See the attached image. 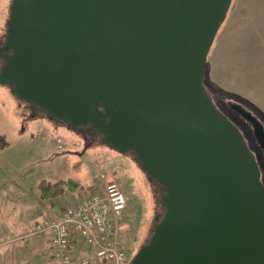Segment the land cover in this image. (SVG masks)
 Segmentation results:
<instances>
[{
    "label": "water",
    "instance_id": "95a60500",
    "mask_svg": "<svg viewBox=\"0 0 264 264\" xmlns=\"http://www.w3.org/2000/svg\"><path fill=\"white\" fill-rule=\"evenodd\" d=\"M230 1L11 0L0 82L131 151L162 190L130 264H264L259 171L201 86Z\"/></svg>",
    "mask_w": 264,
    "mask_h": 264
},
{
    "label": "rangeland",
    "instance_id": "374dc122",
    "mask_svg": "<svg viewBox=\"0 0 264 264\" xmlns=\"http://www.w3.org/2000/svg\"><path fill=\"white\" fill-rule=\"evenodd\" d=\"M10 4L11 0H0V46L5 40ZM207 61L206 57L205 86L216 107L240 134L264 187V153L253 135L251 124L228 105L249 112L263 130L264 113L241 97L223 93L219 82L218 85L212 83ZM3 62L0 55V68ZM31 105L37 107L19 98L11 92V87L0 82V229L11 230L8 238L16 236L18 230L21 233L18 241H21L28 238L24 237L25 233L36 223L54 217L42 216V207L48 202L39 198L37 184L41 180H64L76 185L74 193L65 192L70 194L71 200H65L67 204L60 211L77 202H72V193L84 194L85 198L102 191L106 182L114 181L126 200L116 231L130 263L162 216L161 188L147 177L131 151H116L93 130L85 128L82 131L71 127L68 122L50 120L40 107L37 111ZM92 255L93 250L88 248L80 256Z\"/></svg>",
    "mask_w": 264,
    "mask_h": 264
},
{
    "label": "crops",
    "instance_id": "0c3cea01",
    "mask_svg": "<svg viewBox=\"0 0 264 264\" xmlns=\"http://www.w3.org/2000/svg\"><path fill=\"white\" fill-rule=\"evenodd\" d=\"M207 60L212 83L218 85L219 82L223 93L241 97L264 113V0H232ZM73 193L72 202L84 198V194L78 196ZM68 195L64 193L40 206L43 208L42 216L59 215L61 207L67 204L65 200H71ZM16 232V236L8 238L11 230L0 229V264H53L48 235L18 241L21 233ZM8 244L11 245L6 248ZM88 248L76 243L72 252L74 256L81 257Z\"/></svg>",
    "mask_w": 264,
    "mask_h": 264
},
{
    "label": "built area",
    "instance_id": "2783aa9c",
    "mask_svg": "<svg viewBox=\"0 0 264 264\" xmlns=\"http://www.w3.org/2000/svg\"><path fill=\"white\" fill-rule=\"evenodd\" d=\"M125 205L120 186L108 181L102 191L36 223L24 237L48 235L53 264H129L116 231ZM76 243L91 248L92 257L76 258L72 252Z\"/></svg>",
    "mask_w": 264,
    "mask_h": 264
},
{
    "label": "trees",
    "instance_id": "16d2710c",
    "mask_svg": "<svg viewBox=\"0 0 264 264\" xmlns=\"http://www.w3.org/2000/svg\"><path fill=\"white\" fill-rule=\"evenodd\" d=\"M231 2L232 1H230L228 10L230 9V7L232 5ZM228 10H227V12H228ZM5 32H6V28H5ZM205 68H206V64H205ZM201 86L203 88L204 93L210 99L212 105L220 112V110L214 104L213 99L211 97V94L209 93L207 87L205 86L204 77L202 78ZM75 189H76V185L75 184H73V183H71L69 181H64V180H57L55 182H50V181H47V180H41L37 184V190H38L39 198L41 200H44V201L54 200V199L60 197L66 191L74 192Z\"/></svg>",
    "mask_w": 264,
    "mask_h": 264
},
{
    "label": "flooded vegetation",
    "instance_id": "af4514ba",
    "mask_svg": "<svg viewBox=\"0 0 264 264\" xmlns=\"http://www.w3.org/2000/svg\"><path fill=\"white\" fill-rule=\"evenodd\" d=\"M1 47V46H0ZM8 54V52H1L0 51V55L3 57V59H5V57H6V55ZM228 105V104H227ZM32 106V105H31ZM229 107H230V109H232L233 111H235L236 112V110L234 109L235 108V106L234 105H231V104H229L228 105ZM32 108L33 109H36L37 111L39 110L37 107H35L34 108V106H32ZM237 113V112H236ZM45 114V113H44ZM237 114H240V113H237ZM241 115V114H240ZM44 116H47L50 120H59V122H61V121H63V122H65L66 123V121L63 119V118H56V117H53V116H49V115H44ZM242 116V115H241ZM246 119V118H245ZM248 121V120H247ZM250 124H251V128H252V132H253V135H254V127L252 126V123L250 122V121H248ZM71 127H77L79 130L81 129L82 131H84L85 130V128H87V129H90L91 131L93 130L94 132H96L91 126H88V127H86V126H82V125H78V126H76V125H70ZM97 133V132H96ZM83 137L86 139L87 137H86V134H84L83 135ZM254 137H255V139H256V141H257V143H258V145H259V147H260V149H261V151L264 153V145L262 144V143H260V141L256 138V136L254 135ZM87 140V139H86ZM157 218V217H156Z\"/></svg>",
    "mask_w": 264,
    "mask_h": 264
}]
</instances>
